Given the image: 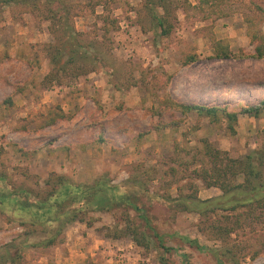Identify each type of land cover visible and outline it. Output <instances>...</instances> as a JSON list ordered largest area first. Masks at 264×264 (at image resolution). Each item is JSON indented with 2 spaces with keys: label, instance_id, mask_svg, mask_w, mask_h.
Listing matches in <instances>:
<instances>
[{
  "label": "rangeland",
  "instance_id": "obj_1",
  "mask_svg": "<svg viewBox=\"0 0 264 264\" xmlns=\"http://www.w3.org/2000/svg\"><path fill=\"white\" fill-rule=\"evenodd\" d=\"M188 2L171 0V29L160 36L145 0H0V172L10 185L34 191L45 188L49 173L75 184L104 176L123 184L138 208L86 212L83 222L63 227L55 244L15 252L14 264H54L63 243L77 254L63 252L69 264H113L109 257L120 252L128 264H264V197L250 210L227 205L207 218L183 208L192 196L221 193L210 185L219 160L264 146V108L243 111L264 98V59L251 57L258 44L252 35L264 37V0ZM63 12L80 32L79 44L109 60L47 85L44 44L74 47ZM217 45L233 57H216ZM174 103L222 110L208 117L181 113ZM224 180L239 183L242 175L227 172ZM211 222L232 232L215 238ZM22 231L0 213V245Z\"/></svg>",
  "mask_w": 264,
  "mask_h": 264
},
{
  "label": "trees",
  "instance_id": "obj_2",
  "mask_svg": "<svg viewBox=\"0 0 264 264\" xmlns=\"http://www.w3.org/2000/svg\"><path fill=\"white\" fill-rule=\"evenodd\" d=\"M197 6H204L209 3V0H197ZM171 0H145L146 11L151 18L152 27L160 36H166L171 29V20L174 19L169 11ZM182 3L189 5L188 0H182ZM174 9L176 8L173 5ZM51 12L53 10H50ZM219 11V10H217ZM54 12V11H53ZM262 14L264 10H261ZM218 13V12H217ZM61 21L63 28L66 29V38L68 41H73L69 44H62L54 47L51 43L44 44L45 54L50 65L49 71L43 76V81L49 85L53 82L59 83L62 77H74L86 74L93 71L95 63L105 65L109 58L107 56L93 55L88 45L79 44L80 32L75 31L71 26H68L66 15L62 14ZM65 18V19H64ZM52 28H49L51 31ZM252 39H257L258 44L254 48V53L251 57L255 59H264V37L256 34L252 35ZM65 45L70 48L65 49ZM81 49L78 53L75 49ZM216 57L229 58L233 57L226 46L217 45L215 51ZM181 113L194 111L197 114H203L208 117H214L217 111L221 108L216 106H204L192 103H174L173 104ZM259 107L264 108V98L259 101L257 106L249 107L243 110L247 113L255 115ZM62 117V114H58ZM227 119L235 118L234 113L225 112ZM233 120V119H231ZM49 123L53 119L48 120ZM264 145V144H263ZM217 152L214 155L213 163L217 159ZM220 168H211L212 174L215 176L214 182L210 185H216L220 190V194L206 198L203 200L192 196L184 202V209L191 210L198 215L208 217L210 212L216 209L229 208L235 209L237 206L246 207L250 210L254 205H262L263 193L259 190L264 188V178L261 180V171L264 168V146L259 152L258 150L246 154L240 159L226 158L225 162L219 160ZM215 167V166H214ZM230 172L231 176L237 173L242 175V182L227 184L224 182L226 173ZM203 171L202 178H204ZM6 174L0 172V213L5 216L6 220L16 221L23 231L16 235L10 242L0 245V264H14L15 260H19L18 252L24 247H48L56 243L57 237L60 235L63 227L67 224L83 222V215L90 211H109L111 208L123 205L132 209H138L131 202V194L123 184L109 183V180L104 176L97 177L90 184H75L69 182L61 175L49 173L47 178L42 181L44 189L32 190L27 186L10 185ZM209 186V184H206ZM240 194L241 198H238ZM225 205V206H223ZM139 217L144 221L148 230L151 231L153 237L157 239L159 236L154 232L152 226L148 224L146 216L139 213ZM233 227L224 225H216L211 222V234L218 238L227 236L232 232ZM38 232L42 234L39 236ZM128 235L134 236V232L129 230ZM118 236H115L117 238ZM144 238V234H142ZM134 242V241H133ZM138 242V241H137ZM158 243L160 241L158 240ZM187 243L194 244L193 240H187ZM136 244V243H135ZM142 246L141 244H138ZM198 250L203 249L201 246L194 244ZM143 247V246H142ZM14 251H12V250Z\"/></svg>",
  "mask_w": 264,
  "mask_h": 264
},
{
  "label": "crops",
  "instance_id": "obj_3",
  "mask_svg": "<svg viewBox=\"0 0 264 264\" xmlns=\"http://www.w3.org/2000/svg\"><path fill=\"white\" fill-rule=\"evenodd\" d=\"M90 247H92V249H94L97 247V245L95 244V245H92ZM56 250H58L57 253H58V255L60 254L59 255L60 257H58V255L55 252V256L53 259L54 264H67V263L69 264V263H71L68 261V258L70 259V256L67 258L64 257L65 254H63V252L67 251L72 256L77 255L75 250L72 248V244H69V243L68 244L67 243L60 244L59 246L55 247V251ZM79 254H82V253H79ZM61 261H62V263H61Z\"/></svg>",
  "mask_w": 264,
  "mask_h": 264
},
{
  "label": "built area",
  "instance_id": "obj_4",
  "mask_svg": "<svg viewBox=\"0 0 264 264\" xmlns=\"http://www.w3.org/2000/svg\"><path fill=\"white\" fill-rule=\"evenodd\" d=\"M130 258L126 255H124L123 252H120L119 254H112V256L109 257V263L113 264H128Z\"/></svg>",
  "mask_w": 264,
  "mask_h": 264
}]
</instances>
